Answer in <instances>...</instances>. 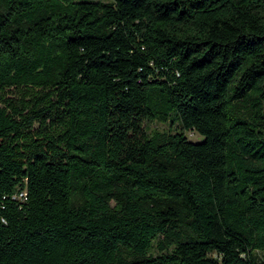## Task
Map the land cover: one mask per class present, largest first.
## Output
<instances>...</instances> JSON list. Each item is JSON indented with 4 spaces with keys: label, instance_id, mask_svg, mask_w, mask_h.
<instances>
[{
    "label": "trees",
    "instance_id": "1",
    "mask_svg": "<svg viewBox=\"0 0 264 264\" xmlns=\"http://www.w3.org/2000/svg\"><path fill=\"white\" fill-rule=\"evenodd\" d=\"M0 264H264V0H0Z\"/></svg>",
    "mask_w": 264,
    "mask_h": 264
},
{
    "label": "rangeland",
    "instance_id": "2",
    "mask_svg": "<svg viewBox=\"0 0 264 264\" xmlns=\"http://www.w3.org/2000/svg\"><path fill=\"white\" fill-rule=\"evenodd\" d=\"M145 127L148 133H152L154 131H163V130H167L169 128L167 123H162L159 121H147L145 123ZM186 135L187 137L192 140V141H196V140H202V136H199L196 132L189 130L186 131Z\"/></svg>",
    "mask_w": 264,
    "mask_h": 264
}]
</instances>
